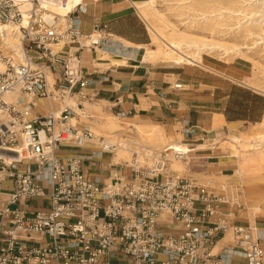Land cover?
I'll return each mask as SVG.
<instances>
[{"label":"built area","instance_id":"2783aa9c","mask_svg":"<svg viewBox=\"0 0 264 264\" xmlns=\"http://www.w3.org/2000/svg\"><path fill=\"white\" fill-rule=\"evenodd\" d=\"M45 2L61 3L33 0L18 46L4 26L20 23L23 12L14 0H0V149L19 151L17 159L0 154V264H264V230L237 224L242 205L227 185L169 171L171 158L195 160L184 150L199 147L190 123L182 126L178 149L171 143L148 155L144 147L130 163H116L107 179L88 176L82 156H58L61 147H89L113 157L120 147L104 136L96 143L88 123L71 124V107L56 117L35 105L66 96L77 97L81 109L96 102L99 83L84 73L81 54L109 53L115 37L105 23L82 32L87 5L61 23ZM60 44L73 53L62 56ZM11 93L17 102L6 100ZM34 200L47 206L33 209Z\"/></svg>","mask_w":264,"mask_h":264},{"label":"bare ground","instance_id":"6f19581e","mask_svg":"<svg viewBox=\"0 0 264 264\" xmlns=\"http://www.w3.org/2000/svg\"><path fill=\"white\" fill-rule=\"evenodd\" d=\"M20 5L23 12V19L20 23L6 24V29L11 44L18 46V38L21 34L20 29L27 27L30 22V12L33 7V0H14ZM61 3L50 5L42 3L43 8L58 15L61 23L65 22V17L79 6H86L89 2H98V0H58ZM137 10L140 18L145 23L150 35L148 45L136 46L123 39L115 38L111 48H116V56L106 52L100 55V62L94 60V65L123 67L127 65V60L134 58L133 54L140 56L144 64L156 65L159 63L173 64L177 66L188 65L193 67H203L210 71L214 69L204 65L206 56L214 57L217 60L235 61L237 59L245 60L250 63L253 69L264 79V0H146L135 2L127 0ZM160 1V2H159ZM164 4V9L158 5ZM47 20L52 18V14L44 15ZM57 49H62L65 57L73 53V49L67 50L63 44ZM119 55V56H118ZM85 62V61H84ZM99 62V63H98ZM108 65H105L104 63ZM227 63V62H226ZM0 69L2 67L0 66ZM215 72V71H214ZM250 88L264 93V85H260L252 78H242L239 81ZM259 88V89H258ZM9 102H17L19 96L15 93L6 95ZM102 103V102H101ZM100 102L84 101V108L81 109L77 97H65L61 101L51 103L46 100L35 102L36 106L44 107L46 112L60 117L61 111L65 107H71L76 114L71 116L70 123L77 121L89 124L94 132L98 142V137L106 136L113 142L116 140L120 147L113 156V162H131L133 152H137V142L132 140L120 139V133L123 131H132L139 133V138H144L151 150L148 155H157L154 151L170 145L169 137L160 124L150 121L127 125L126 130L119 129L118 120H138L123 116L110 115V120L99 121L92 112L102 111ZM106 110V109H105ZM87 121H82V119ZM225 123L221 116H216L214 128ZM122 125V124H121ZM255 128L250 134L239 132L234 125H230L224 138L216 139L214 134L205 139V144L198 145L192 150L190 146H184L186 152L193 154L207 151L210 146L215 149H222L230 155L220 158L217 166L224 167L226 170L233 168V174L237 177L243 186H247L249 198L253 199L255 204L250 205V214L247 217L239 218L237 221L243 226H254L256 219L264 217V119L255 124ZM142 136V137H141ZM181 139L174 143L173 148L178 149ZM173 144V143H172ZM98 145V144H96ZM135 145V146H134ZM156 149V150H155ZM97 150V149H96ZM0 154L4 157L18 158V149H0ZM157 157V156H155ZM194 158V157H193ZM204 161V167H208L212 162L206 161L210 157L194 158ZM173 160V159H172ZM191 161H182L174 159L170 163V169L176 172L183 171L184 167H189ZM228 177L222 172L220 179ZM245 202H248L245 200ZM238 219V218H237ZM237 223V224H238ZM264 233V231H262ZM232 238L231 232L224 242ZM223 242L216 247L218 251Z\"/></svg>","mask_w":264,"mask_h":264},{"label":"crops","instance_id":"0c3cea01","mask_svg":"<svg viewBox=\"0 0 264 264\" xmlns=\"http://www.w3.org/2000/svg\"><path fill=\"white\" fill-rule=\"evenodd\" d=\"M85 15L86 17L80 16L84 34H90L94 24L105 23L115 38L136 46L149 44L147 27L127 0L89 2ZM110 50L109 53L105 52L112 56L118 54L116 48L110 47ZM98 56L95 52H83L81 63L86 76L99 83L96 87L100 94L96 101L106 104L107 113L130 119L139 117L143 122L157 123L173 132L179 131L180 134L182 126L190 123L198 129L195 140L199 145L205 144L206 138L211 139L212 134L216 139L223 138L230 125H234L240 132L241 129L258 124L264 119V93L247 88L242 89L243 94L234 92L232 88L241 86V83L236 78L238 73L230 68L224 71L231 76L215 68L213 69L217 74L205 73L200 67L185 69L144 64L140 56L133 54L134 58L127 60L126 66H109L103 71L98 65H94V60H100ZM104 64L108 65L106 62ZM106 78L108 80H104ZM177 84L183 85V89H175ZM43 110L46 112L44 107H40L38 112L42 113ZM216 116H221L225 123L214 128ZM216 150L218 149L207 151L214 154ZM58 156L61 159L84 157V172L90 177L102 179L109 177L116 164L113 157L108 155L105 159V155H100L89 147H61ZM34 202L37 205L32 202V208L37 209L38 203L42 201ZM237 218L236 222L241 216L238 215ZM255 225L264 230V218L256 219Z\"/></svg>","mask_w":264,"mask_h":264},{"label":"rangeland","instance_id":"374dc122","mask_svg":"<svg viewBox=\"0 0 264 264\" xmlns=\"http://www.w3.org/2000/svg\"><path fill=\"white\" fill-rule=\"evenodd\" d=\"M132 1L143 2V1H146V0H132ZM128 4L132 5L129 2H128ZM158 6L160 8H162V9H164V4H159ZM84 17H86V15H84ZM150 42L151 41H149V43ZM65 47L67 48V50H69L71 48V47H69V45H66ZM63 53L64 52H62V49H61L60 50V54L62 56H65ZM98 57L100 58V55ZM226 62L223 61V60H217L214 57L206 56L205 60H204V65H207L208 67H210L212 69L215 68V69L219 70V72L220 71L221 72H226L224 70L230 68V69H232V70H234V71H236L238 73L236 75V78L238 80H242V78H243V80H244V78L245 79L246 78H252L253 80H255L260 85H262V86L264 85L263 77L260 74H258L253 69V67H252V65L250 63L246 62L245 60H240V59H237V60H235L233 62H231V61H226ZM156 65L174 66V67H181V68H185V69L196 68V67L188 66V65L177 66V65H173V64H163V63H159V64H156ZM98 66L103 71H105L109 67V66H102V65H98ZM201 69H203L201 71H203L205 73H215V72H212V71H210L208 69H205L203 67H201ZM215 74H217V73H215ZM228 75H230V74H228ZM228 88L230 89L231 87H228ZM245 88L252 89V90H254L256 92L258 91V90H255L253 88H250V87H248V86H246L244 84H241V86H236V87L234 86L232 89H234V92H238L239 94L240 93L243 94L241 91H243L242 89L245 90ZM258 92H260V91H258ZM101 104H102V107H101L102 111H99V112L95 111V112H92L91 114L94 115L97 120H99V121H103L104 120V122L105 121L107 122L108 120H110V115H108L106 110H105L106 104L105 103H101ZM82 121H87V119L83 118ZM142 122L143 121H141L140 119H138V120H127V119H123L122 118V119L118 120V124L120 125L119 129H122V127H123V130H126L125 127H127V125L129 126V125L136 124V123H139L138 125H141ZM254 126L255 125H249L248 127H245L243 129H241L240 132L250 134L253 131V129L255 128ZM163 128H164V131L166 132V134L169 137L168 144L175 143L179 139L182 140V136H181L179 131L178 132H175V131L173 132L172 130H169L165 126H163ZM104 137H106V136H104ZM139 137H140L139 133L134 134V133H132V131L128 130V131H123V132L120 133L119 141L132 140V141H134V143L137 142V146H135V145L134 146H135V148H137V152L142 153V150L144 149V147H150V146L145 143L144 138H139ZM162 147L163 146H161L160 148H157V149H162ZM229 155H230V153H228V152H226V151H224L222 149L216 150V152L214 154H211L210 151L197 152L195 154H192L191 156L194 157V158L212 156L211 159L207 160V162H209V163L212 162L215 165L210 164L208 167H204L206 165L205 162H203V161H201L199 159H195L194 161H191L192 163H191V165L189 167L185 166L184 169H182L183 171H181V172H176V171H173L172 169H170V163L174 160L173 158H171V161L169 163V171H171V174H173V175L177 174V175H179L181 177H190V178L194 179L195 181H198L197 183H200V184H203V185L204 184L208 185L210 182H212L213 185H215L217 187H220L222 185H227V187H229V189H230L231 197L234 198L235 201H237L238 203H240L242 205L241 209L239 211V215L242 216V217H247V214L248 215L250 214V211H249V209L251 207L250 205L255 204L253 199L249 198V195L248 196L246 195V197L248 199L245 198V192H246V194H248L247 186H245V185L243 186V184L240 182V180L237 177L234 176L233 168H230L229 170H226L224 167L217 166L218 161H219L220 158L228 157ZM107 158H108V155H105V159H107ZM139 161H142V159L139 158ZM124 163L125 162H123L122 164H124ZM222 172H225V174L228 175V177L226 179L218 178V177L222 176ZM245 200H247L248 202H245ZM33 205L36 206L37 203L33 202ZM38 206L40 208V207H46L47 205H46V203L40 202V203H38ZM112 260H115V258H113ZM236 263L237 264H242V263L237 262V261H236Z\"/></svg>","mask_w":264,"mask_h":264}]
</instances>
